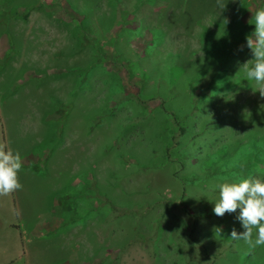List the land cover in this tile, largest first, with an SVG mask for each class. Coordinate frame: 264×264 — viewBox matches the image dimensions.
Segmentation results:
<instances>
[{
  "label": "rangeland",
  "instance_id": "rangeland-1",
  "mask_svg": "<svg viewBox=\"0 0 264 264\" xmlns=\"http://www.w3.org/2000/svg\"><path fill=\"white\" fill-rule=\"evenodd\" d=\"M240 1L0 0V144L40 177L7 198V264H264L210 201L264 171L240 69L264 0Z\"/></svg>",
  "mask_w": 264,
  "mask_h": 264
},
{
  "label": "clouds",
  "instance_id": "clouds-1",
  "mask_svg": "<svg viewBox=\"0 0 264 264\" xmlns=\"http://www.w3.org/2000/svg\"><path fill=\"white\" fill-rule=\"evenodd\" d=\"M251 24L255 27L246 36V46L253 58L240 69L245 79L254 83L252 89L259 90L264 96V6L252 11ZM21 168L20 153L0 148V196L22 188L18 178ZM215 191L216 198L210 201L214 202L213 213L216 216L239 210L236 218L244 230L238 233L233 229L230 237L252 247L264 246V171L257 169L255 175L222 180L215 185Z\"/></svg>",
  "mask_w": 264,
  "mask_h": 264
},
{
  "label": "crops",
  "instance_id": "crops-1",
  "mask_svg": "<svg viewBox=\"0 0 264 264\" xmlns=\"http://www.w3.org/2000/svg\"><path fill=\"white\" fill-rule=\"evenodd\" d=\"M3 137L4 136L2 135V137H1L2 140H1L0 148H3L5 150H7L8 147H7V144L4 143ZM20 172H23L24 175L25 174L26 175H30L29 172L30 173H33L34 175L36 173H38V172H35L34 170H31L29 167L26 168V165L24 163L22 164V168H21ZM38 174H36V176L38 178H40ZM7 198H8V202H9V204H8L9 205V208L10 209L12 208V210H13V207H14V213H15V216H16V210L17 209H16L15 205H13L14 204V201L12 199L13 198V192L12 193H9L8 195L0 196V216L2 214V215L5 216V218L7 217ZM11 204H12V206H11ZM5 218L3 216H2V219L0 218V226L5 225L6 228H7V218H6V220H3ZM13 222H14V220H13ZM12 226H15V225H12ZM0 231H2V230L0 229ZM6 251H7V235H6L5 241H1L0 240V264H7V260L12 261L10 259V257L7 255V252Z\"/></svg>",
  "mask_w": 264,
  "mask_h": 264
},
{
  "label": "trees",
  "instance_id": "trees-1",
  "mask_svg": "<svg viewBox=\"0 0 264 264\" xmlns=\"http://www.w3.org/2000/svg\"><path fill=\"white\" fill-rule=\"evenodd\" d=\"M245 4V5H244ZM244 5V8L248 5V2L247 1H245V3H244V0H242V1H240L237 5H236V7H235V18H236V16L238 15V14H240L241 12H240V8L242 7ZM182 129V128H181ZM180 129V130H181ZM182 131V130H181ZM109 208L111 209V210H115V207L112 205V204H110L109 203ZM121 213V211H118V213ZM251 264H253V263H251Z\"/></svg>",
  "mask_w": 264,
  "mask_h": 264
}]
</instances>
